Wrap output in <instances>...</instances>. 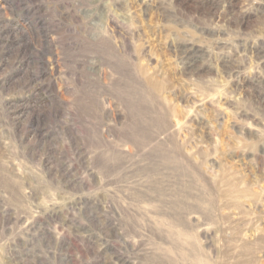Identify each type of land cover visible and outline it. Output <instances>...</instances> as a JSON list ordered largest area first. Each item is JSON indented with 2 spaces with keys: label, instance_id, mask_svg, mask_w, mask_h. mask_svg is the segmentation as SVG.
<instances>
[{
  "label": "rangeland",
  "instance_id": "rangeland-1",
  "mask_svg": "<svg viewBox=\"0 0 264 264\" xmlns=\"http://www.w3.org/2000/svg\"><path fill=\"white\" fill-rule=\"evenodd\" d=\"M0 264H264V0H0Z\"/></svg>",
  "mask_w": 264,
  "mask_h": 264
}]
</instances>
